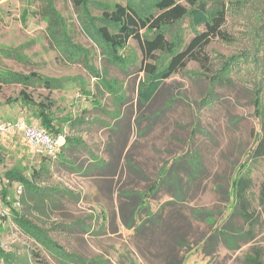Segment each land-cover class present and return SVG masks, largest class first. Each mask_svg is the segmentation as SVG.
<instances>
[{
	"label": "rangeland",
	"instance_id": "1",
	"mask_svg": "<svg viewBox=\"0 0 264 264\" xmlns=\"http://www.w3.org/2000/svg\"><path fill=\"white\" fill-rule=\"evenodd\" d=\"M35 1L33 7L37 9L40 2ZM92 1L93 15L101 14L100 2L131 1L139 6L150 3V0ZM208 1L211 4L215 0ZM224 1L230 4V9L223 29L231 39L214 38L200 54L207 59L206 64L190 60L187 71L168 79L155 98L141 108L138 87L144 73L138 70L139 66L124 71L114 60L108 59L107 51H104L107 48L95 27L83 28L84 21L72 0H55L67 20L69 36L63 47L53 42L40 15L32 12L27 20L21 16L24 0L0 2V47L21 45L20 51L26 56L22 61L0 57V68L12 72L35 71L61 80L63 87L52 92L43 87L30 88L36 101L47 95L54 100L53 117L57 123L81 115L86 116V121L100 120L85 126L80 124L82 130L69 121L61 124L67 135H81L97 154L111 160L112 170H94L90 175H84L54 162L48 184L68 188L75 196L63 198L61 206L54 212L49 211L48 215H37L38 219L31 217L45 226L68 251L91 260V264H166V257L170 256L168 246L160 237L158 243L145 250L137 247L132 235L136 230L124 223L122 213H127L128 208L121 203L118 193L122 187L146 189L164 164L193 152L201 155L204 167L199 185L191 188L184 206H165L162 213L167 222L179 220V224L188 229L192 243L183 264H248L246 257L255 255L256 250L264 264V215L251 238L240 235L234 246L214 238L215 227L224 221H228L225 225L235 235L247 233L249 229V224L238 214L229 213L227 199L231 179L248 159L256 145V135L261 131L255 91L262 88L264 96V0ZM178 27L180 30L177 28L175 33L187 41L194 36L189 17ZM122 52L127 57L135 54L140 64L143 52L136 39L132 38ZM231 56L240 59L230 72L232 83L214 85V72ZM96 71L100 74L107 71L108 78L122 83L125 103L120 107L121 121L112 117L116 99L112 93L103 90L104 85L95 76ZM22 88L19 83L3 86L0 121L24 118L39 122L34 115L35 106L10 100L18 97ZM210 91L213 94H209ZM206 97L212 100L205 102ZM96 99L101 100L104 110L94 107ZM84 110L89 111L85 113ZM114 125L116 131L110 129ZM0 154L4 159L0 165L1 193L7 197L5 202L11 200L6 202L10 204L19 183L8 185L5 170L19 167L28 174L31 168L40 166L44 154L38 153L17 130L0 131ZM80 155L84 167L88 166L89 155ZM128 157L144 171L145 180L139 179L128 168ZM251 174L254 186L248 197L253 208L259 211L262 210L259 193L264 180V158L253 163ZM168 198L162 193L157 195L151 200L152 209L158 210ZM192 207L213 209L214 218L211 222L196 220ZM14 211L23 212V207ZM55 224L61 226L55 229ZM20 226L13 217H3L0 210V246L15 256L14 264H59L50 251ZM153 229L152 236L162 231L161 226ZM142 236L147 241L152 238L149 231ZM203 243H208L209 250L203 248Z\"/></svg>",
	"mask_w": 264,
	"mask_h": 264
},
{
	"label": "trees",
	"instance_id": "2",
	"mask_svg": "<svg viewBox=\"0 0 264 264\" xmlns=\"http://www.w3.org/2000/svg\"><path fill=\"white\" fill-rule=\"evenodd\" d=\"M24 1L25 5L21 16L27 20L32 12L40 15L47 24V30L53 42L63 47L62 44L66 43L69 36L66 32L67 20L57 8L55 0H38L40 6H37V9L33 7L36 5L35 0ZM72 1L79 16L84 21L83 28L95 27L98 36L107 48L104 51H107L108 59L114 60L124 71H129L132 66H139L138 70L144 73L138 87L140 108L148 105L158 94L164 83L173 75L181 71H187V64L190 60H198L202 65L206 64L207 59L200 57V54L214 38L231 39L223 29L230 9V4L224 0H215L211 4L208 0H150L147 6H139L131 1L127 3L100 2L101 14L99 15H93L91 12L92 0ZM186 17L190 18L194 32V36L189 41L181 34L175 33V30L179 29L178 25ZM132 38L139 42L143 52L140 64L135 54L127 57L122 52ZM20 48L21 45L19 47L1 46L0 57L25 60L26 56L23 55ZM239 61L238 56L226 58L221 68L214 72L212 76L213 84H231L230 72L234 66L236 67L239 64ZM96 72L95 76L104 85L103 90L112 93L116 99V108L112 113V117L121 121L120 107L122 103H125V92L122 83L117 79L108 78L107 71L104 74ZM9 83L23 85L18 97L16 96L10 100L35 106L34 115L36 120L50 133L56 135L64 132L61 123L66 121L72 123L78 130H82L80 124L85 126V124L89 125L100 121L97 118L93 121H86L85 115L63 119V121H59L61 123L55 121L53 117L54 100L50 99V95H47L43 100L36 101L30 88L43 87L52 92L63 87V83L59 79L35 71L30 73L12 72L6 68H0V93L3 86ZM255 92L261 131L256 135V145L249 152L248 159L237 168L235 176L231 179L227 199L229 213L238 214L244 223L249 224V229L247 233L235 235L225 225L226 221L215 227L214 238H216V241L222 239L226 244L232 246L236 244L237 237L240 235L251 238L250 235H253L256 227L262 221V215H264V180L261 183L259 193L262 210L256 211L248 197V193L254 186L251 166L255 161L264 158L263 89H258ZM209 94H213L212 91ZM203 100L210 102L212 99L206 97ZM94 107L105 109L100 99H96ZM88 111L84 110L85 113ZM110 129L116 131V125L114 127L110 126ZM80 154L89 155L90 163L88 166L84 167ZM3 162L4 159L0 154V165ZM54 162L57 166L60 165L84 175H90L94 170L111 171L110 168L113 166L111 160L97 154L81 135L66 134V140L60 150L53 154H44L40 166L31 168L28 174L25 169L19 167L5 170L4 176L8 180V185L16 182L21 184L24 189L21 196L23 212L14 211V208L12 217L21 225L20 227L26 234L50 251L59 264H91V260L80 256L76 252L68 251L49 234L45 226L31 218L38 219L37 215H48L49 211L54 212L55 209L61 206L63 198H73L75 196L74 192L68 188L48 184ZM127 166L132 172H135L139 179H146L144 171L133 163L129 157ZM203 171L201 155L198 152H193L190 155H180L170 164H164L157 172L154 181L146 189L122 187L118 194L122 199L121 203L128 208L127 213L123 211L122 217L128 228L136 230L132 235L135 237L137 247L140 250H145L153 243H158L157 238L160 237L168 246L167 251L170 256L167 255L166 264L184 263L185 253L191 248L192 243L189 232H187L188 229L185 225H180L179 220L172 223L171 221L167 222L166 219L162 218V213L165 206H184L186 204L191 188L199 185ZM5 191L8 193V189H5ZM160 193L169 198L159 206L158 210L154 211L151 200ZM4 198L7 197L4 196ZM10 201L6 200L8 203ZM214 214L215 211L210 208L192 207V215L196 220L211 222L210 220L214 218ZM60 226V224H55L54 228L58 229ZM156 226H161L162 231L160 234L156 233L152 236L154 233L153 228ZM146 231H149L152 237L148 241L142 236V233ZM203 248L209 250L208 243H203ZM34 253L39 255L37 251H34ZM0 258L3 261L2 264H14L15 256L5 251L1 246ZM246 258L248 264H262L259 250H256L255 255L251 254Z\"/></svg>",
	"mask_w": 264,
	"mask_h": 264
},
{
	"label": "built area",
	"instance_id": "3",
	"mask_svg": "<svg viewBox=\"0 0 264 264\" xmlns=\"http://www.w3.org/2000/svg\"><path fill=\"white\" fill-rule=\"evenodd\" d=\"M8 130L19 131L23 138L26 139L38 153L43 154H53L60 150L66 140L65 132H60L55 135L48 132L41 124L29 122L24 118L18 119L17 121H0V131ZM1 182L2 176L0 173V210L3 216L10 219L13 215V209L21 207V196L24 189L21 184H17L15 197L12 199L11 204L8 205L4 201V197L1 193Z\"/></svg>",
	"mask_w": 264,
	"mask_h": 264
},
{
	"label": "crops",
	"instance_id": "4",
	"mask_svg": "<svg viewBox=\"0 0 264 264\" xmlns=\"http://www.w3.org/2000/svg\"><path fill=\"white\" fill-rule=\"evenodd\" d=\"M3 1H6V0H0V2H3Z\"/></svg>",
	"mask_w": 264,
	"mask_h": 264
}]
</instances>
